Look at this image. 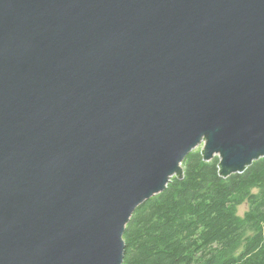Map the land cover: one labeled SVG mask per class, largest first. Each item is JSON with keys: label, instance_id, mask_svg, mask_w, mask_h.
<instances>
[{"label": "water", "instance_id": "1", "mask_svg": "<svg viewBox=\"0 0 264 264\" xmlns=\"http://www.w3.org/2000/svg\"><path fill=\"white\" fill-rule=\"evenodd\" d=\"M199 147L264 158V0H0V264H122Z\"/></svg>", "mask_w": 264, "mask_h": 264}, {"label": "trees", "instance_id": "2", "mask_svg": "<svg viewBox=\"0 0 264 264\" xmlns=\"http://www.w3.org/2000/svg\"><path fill=\"white\" fill-rule=\"evenodd\" d=\"M182 168L133 213L122 264H264V158L224 179L196 149Z\"/></svg>", "mask_w": 264, "mask_h": 264}, {"label": "rangeland", "instance_id": "3", "mask_svg": "<svg viewBox=\"0 0 264 264\" xmlns=\"http://www.w3.org/2000/svg\"><path fill=\"white\" fill-rule=\"evenodd\" d=\"M197 150H201V147L197 148ZM247 210V205H242L239 209H238V214L240 216H243V214L246 212Z\"/></svg>", "mask_w": 264, "mask_h": 264}]
</instances>
